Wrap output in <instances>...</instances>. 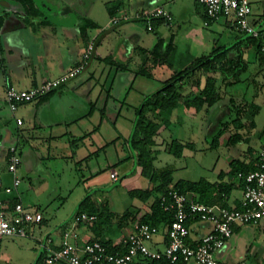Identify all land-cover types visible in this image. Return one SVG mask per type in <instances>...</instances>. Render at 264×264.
Listing matches in <instances>:
<instances>
[{"label": "rangeland", "instance_id": "374dc122", "mask_svg": "<svg viewBox=\"0 0 264 264\" xmlns=\"http://www.w3.org/2000/svg\"><path fill=\"white\" fill-rule=\"evenodd\" d=\"M131 1L133 0H81L78 5L81 14L90 8L88 15L99 22L96 28L90 29L93 33L105 27L113 29L115 24L111 22L110 8L113 5L124 4L130 11L134 9L133 6L128 5V2ZM165 1L160 0L158 3L162 4ZM250 3L252 19L259 23L261 30H264V0H250ZM180 4L189 6L195 12L182 16V20L178 19V22L176 21L171 28L165 27L166 34L164 36L174 33V43L173 47L171 44V49L163 43L159 46L157 54H152L151 51L143 52L139 48L134 52L135 65L138 56H140L137 63L138 69L143 67L149 75L138 73V76L134 80L132 79L127 88L121 92L120 101L121 103H131L135 105V108H139L147 95L162 88L167 79L191 65L193 60L201 57L204 52L209 54L238 40L236 44L230 46L224 58L220 57L215 60V63L219 65L226 59H231V54L240 53L242 54L241 63H245V68L242 67L240 71L233 69L232 72L219 74L218 91L221 99L202 111H195L193 106L181 103L176 107L177 112L170 116L171 119L166 123L158 112H148L149 117L160 123V129L154 136V144L148 147L151 154L155 156V168L170 170V184L178 179L189 181L205 179L223 184L233 183L237 185L233 191L241 197V200L243 188L238 172L242 165H252L253 159H256L264 142V68L259 65L256 58L255 47L251 44V36L246 37L244 32L235 29L232 25H220L224 23L212 22L210 25H205L204 21L208 17L204 13V6L197 0L171 1L173 8ZM131 22L137 24L139 22L145 35L142 40L143 44L140 43L152 48L156 38L155 31L148 30L144 20ZM34 33L37 34V32ZM102 64L109 67L108 64ZM240 66L242 65L240 64ZM235 70L237 74L234 75ZM202 73V69L198 68L182 78L180 82L186 83L190 87L196 85L198 88L196 87L194 90H198L197 81L201 80ZM225 75L230 79L229 81L225 80L223 77ZM108 76L106 88L113 76V71L108 73L105 70L100 80L102 83ZM120 84L115 82V92ZM93 85L98 89L97 87L101 84L94 79ZM252 103L258 104V109L255 112V108L253 109L251 106ZM136 115L135 112L131 119L125 120L124 115L121 114L114 124H110L111 128L113 129L115 126L120 131L128 129L123 132L126 133V139H129ZM98 116L96 111L93 112V116L85 121L86 124L89 122L91 125H96L99 122ZM251 120L254 121V124ZM173 139L186 144L181 156H175L169 151ZM113 142L117 143L115 140ZM77 143L80 144L81 141ZM19 146L21 147V144ZM35 147L43 151L46 159L44 161L41 153L36 152V149L30 152L34 156L32 168L35 171L33 174L35 176L32 183L27 177L22 179L20 188H23V198L28 206L37 208L43 214L44 219L41 223H31L28 226V236L14 235L0 239V264H34L44 239L54 237L53 233L57 235L59 233L57 229L63 228L70 234L72 232L70 240L77 242L72 227L92 224L88 221L74 222L73 220L79 203L87 194L90 196L82 204L79 212L88 211L96 205L94 200L97 202L113 200L112 209L116 212L114 217H111V222L103 224V221L100 220L97 223L100 226L103 225V231H107L111 235H115L116 231H119L118 223L124 221L119 216L127 209L132 210L139 205L135 220H138L142 214L149 210L155 195L152 194L148 199L143 200L138 195L130 194L128 188L132 184H129V179L117 182L118 180L109 176L108 168L101 170L97 173L98 175H94L101 176L104 184L90 186L94 176L88 175L86 169L79 162H75L74 158L67 157L72 153L70 152L72 149L76 151L75 157L77 158L80 153L82 155L85 147L74 144L64 153L51 154L54 158H51L53 156L49 157L46 148L42 149L43 144ZM100 153L102 156L103 151L101 150ZM57 157L58 159H56ZM134 163L133 156L126 161L118 162L115 165L118 178L132 169ZM19 173H22V168ZM140 180L146 181L148 178L142 175ZM148 184L149 180L147 186ZM64 221L67 222L63 223ZM207 225L210 224L207 223ZM122 231L125 232V228ZM262 243H264V220H261L255 228L246 226L238 233L237 245L239 250L244 253L250 245L259 246Z\"/></svg>", "mask_w": 264, "mask_h": 264}, {"label": "crops", "instance_id": "0c3cea01", "mask_svg": "<svg viewBox=\"0 0 264 264\" xmlns=\"http://www.w3.org/2000/svg\"><path fill=\"white\" fill-rule=\"evenodd\" d=\"M159 1L133 0L128 2V5L133 6L135 10L132 9L130 11L126 5L117 4L114 5L115 7L113 6L114 10L111 13L113 16L121 13L133 14L134 12L157 6L168 8L172 14L171 21L165 22L161 18H156L152 20L153 27L151 29L147 28L148 30H154L156 34V38L153 41L155 43L150 48L147 45H142V40H144L145 36L142 28L139 22L138 24L131 22L136 21V19L122 21L118 25L115 24L116 26L113 25V29L105 27L92 33L90 29L96 28L99 22L88 15L90 14V8L81 14L78 5L81 0H33V10L35 12L32 13L26 11L19 0H0V90L7 84L28 88L45 79L61 75L80 59L82 51L87 44L92 39L94 40V51L86 68L79 75L61 84L51 92L30 102L20 104L14 111L10 110L2 94H0V159L4 160L5 151L10 144L17 145L22 159L17 170L21 179L27 177L30 183L33 182L32 180L35 176L33 175L35 171L32 168L34 156L30 152L36 149V152L39 151L45 161L46 157L43 155V151L35 147L41 144L44 145L42 149H47L49 157L53 156L51 154L54 153H64L66 149L69 150L74 144L85 147L82 155L80 153L77 158L75 157L76 151L72 149L70 151L72 153L68 154L67 157L74 158L75 162H79L90 176L98 175L97 173L106 168L109 169V172L116 171L115 165L118 162L132 158L133 151L126 140V133L123 132V130L126 131L128 129L120 131L115 126L112 129L110 124H114L121 114L124 115L126 120L131 119V116L136 112L137 107L135 108V105L126 102L121 103L120 101L121 92L127 88L132 79L134 80L138 76L137 63L140 56H138L135 65L134 52L138 48L143 52L151 51L157 42H160V45L163 43L167 44L169 47L172 44L173 47L174 33L164 36L166 34L165 27L171 28L178 19L182 20V16L195 12L184 4L173 8V5H171L172 0H166L162 4L158 3ZM83 17H89L97 22V26L87 29L88 36L85 37L81 36L79 28ZM251 20L261 30L259 23L252 17ZM212 22L224 23L220 25H232L239 30L233 24L231 18L228 17H219L216 20H211L208 25ZM261 31V40L264 47V30ZM34 32H37V34L35 35ZM235 42H238V40L231 45ZM231 45H229V48ZM205 55L208 54L204 52L202 56ZM238 55V53L231 54L232 57L230 58L234 59ZM102 63L108 64L109 67ZM225 63L226 65L227 63L229 64L226 61ZM105 70L108 73L113 71V76L110 78L107 88L106 82L109 80V76L106 77V81L100 83ZM220 73L222 72L203 71L201 74L202 78L200 77L201 80H198V90H194L197 87L196 85L190 87V85L183 84L180 81H177V84H179V89L183 94L198 95L207 74L215 78L218 89V76ZM223 77L226 81L230 80L225 76ZM94 79L101 84L97 87L98 89L93 85ZM116 81L121 84L115 92L114 84ZM183 102V99L179 100L178 105ZM203 109L205 110L206 106L199 111ZM95 111L99 115V122L96 125H91L89 122L86 124L85 121H88ZM154 111L163 116V113L157 109H151L148 112ZM176 112L177 109L174 108L168 114L167 119L170 120L171 118L169 117ZM18 117L22 119L20 124L17 122ZM113 140L117 141V143L113 142ZM76 141H81V143L79 144ZM19 144H21V147ZM101 150L103 151L102 156ZM51 158H54V156ZM254 161L255 158L253 159ZM21 168L22 173H19ZM141 176V168L137 165L134 173L124 176L120 181L129 179V184L132 185L128 190L146 187L148 180H140ZM11 180L12 174L5 170L4 183L10 184ZM103 184L104 180L101 176H94L90 182L92 187L102 186ZM236 186V184H233V189L227 194H223L221 202L225 203V205L239 206L241 197L233 191ZM22 190L23 188L19 186L18 190L12 194L2 193V196L16 197L26 203ZM212 196L220 197L216 193H212ZM94 204L99 207L101 204H106L108 212H116L112 209V199H108L106 202L94 200ZM138 209L139 205L135 209H127V211L133 216L138 213ZM134 222L131 219L119 221V231L117 230L115 235H111L107 231L104 232L103 225L97 224L99 222L96 224L88 223L87 226L82 227L73 226L72 231H75L74 238L77 240L76 243L100 238L102 240L110 239L112 245H117L131 229ZM102 223L107 224L110 222L103 220ZM207 223L195 222L191 224V243H195L201 235L211 229V225H207ZM259 223L260 221L256 224H237L234 227L233 235L226 240L221 248L214 252L217 260L222 264H230L241 260H244L246 264H264V243L259 246L250 245L245 253L239 250L237 245L240 230L246 226L255 228ZM124 228L125 232L122 231ZM57 231L59 232L57 235L53 233L54 237L49 238L51 239L49 244L54 247L60 243L62 233L65 230L62 228L57 229ZM165 237L166 225L160 226V233L150 243L152 248H162ZM187 264L195 263L190 261Z\"/></svg>", "mask_w": 264, "mask_h": 264}, {"label": "built area", "instance_id": "2783aa9c", "mask_svg": "<svg viewBox=\"0 0 264 264\" xmlns=\"http://www.w3.org/2000/svg\"><path fill=\"white\" fill-rule=\"evenodd\" d=\"M204 6L207 19L219 17L231 18L233 24L245 34L261 37L262 31L252 22L250 0H197ZM161 18L165 22L172 20L168 8L157 6L137 11L133 14L113 15L111 22L118 24L131 19L144 20L151 29L152 20ZM94 51L92 39L82 51L80 59L67 71L53 78H48L28 88L7 84L0 94L14 111L25 102H30L51 92L61 84L79 75L87 66ZM20 124L22 119L17 118ZM22 159L15 144H10L5 151L4 160L0 159V239L5 236H28L31 223H41L43 214L37 208H31L16 197H3L2 193L12 194L18 190L21 177L17 170ZM12 174L10 184L4 183V171ZM116 180L117 171L110 172ZM242 180L243 197L239 206L219 203H206L193 198L176 187L169 186L160 195L162 208L172 215L166 224V237L162 248H152V242L160 233V226L147 222L135 221L131 229L117 244L120 250H110L101 239H89L81 243L70 240V232L62 233L60 243L51 246V239H44L41 264H222L214 255L234 233L237 224H256L264 220V142L254 161V168L248 172L239 171ZM97 214L81 211L73 216L74 222L94 221ZM208 222L211 229L201 235L195 243L190 242L191 224ZM165 261V263H164ZM230 264H246L244 260Z\"/></svg>", "mask_w": 264, "mask_h": 264}, {"label": "trees", "instance_id": "16d2710c", "mask_svg": "<svg viewBox=\"0 0 264 264\" xmlns=\"http://www.w3.org/2000/svg\"><path fill=\"white\" fill-rule=\"evenodd\" d=\"M25 7L26 11L35 12L33 10V0H19ZM114 6V5H113ZM110 8V12L112 13L114 10ZM97 26V22L92 20L89 17H83L80 22V32L81 36H88L87 29L89 27ZM246 37H250L251 35L245 34ZM252 37L251 44L255 47L256 58L259 62V65L264 68V47L261 37ZM235 42L234 44H236ZM233 44V45H234ZM160 46V42H157L154 48L151 50L152 54L158 53ZM229 49V46H223L221 49H217L212 51L208 55L197 57L193 60L192 64L179 70L172 77L165 81V84L162 88L158 89L156 92L149 94L144 99L142 105L136 109V119L133 126V131L129 139H126L130 148L133 151V157L135 160V165L132 169L126 172V175L132 174L136 170V166H140L141 174L146 176L149 180V184L146 187L130 189L129 193L132 195H138L141 199L146 200L152 194L155 195L153 201L149 206V210L142 214L138 220H135V215L131 216L129 211L123 212L119 217L120 219H131V221H139V222H147L150 224H155L159 226H164L171 221L172 215L169 211H166L162 208L160 204V195L163 194L169 186L176 187L182 192H190L189 195L193 198H196L199 201L206 203H220L225 205V203L221 202L223 194H227L232 188L233 183L223 184L222 182H210L205 179H201L199 181H189L184 179H178L173 184H170V170L167 168L164 169H156L154 166V158L155 156L151 154L149 150V145L154 144V136L160 127V123L151 117L148 116V111L151 109L160 110L163 113L162 119L166 123L168 122L167 115L177 107L179 100L183 99V103L187 106L194 107L196 111H199L202 107H211L216 102H218L221 98L220 93L218 92L217 85L215 82V78L207 74L205 77V81L203 86L200 88V92L198 95H189L183 94L179 89V84L177 81H181L182 78L193 73L196 69L201 68L204 72H216L220 71L224 74L226 72H232L233 69H238L239 71L242 67L245 68V63H241L242 54L239 53L237 58L226 59V62H229L226 65L225 62L217 65L215 60L217 58L225 56L226 51ZM156 53V54H157ZM109 60V59H108ZM111 61V60H110ZM240 64L242 66H240ZM118 65V64H117ZM240 66V67H238ZM138 73H142L145 75H149L144 71L143 67L138 70ZM237 74L236 70L234 71V75ZM239 74V73H238ZM226 78L227 75H225ZM198 82V81H197ZM251 106L254 109V112L258 109V104L252 103ZM253 112V113H254ZM252 124L254 121L251 120ZM222 133V131H220ZM220 135V134H219ZM188 144V143H187ZM186 144L178 141L177 139H173L171 141L169 151L175 156H181L183 148ZM254 168V162L252 165H242L241 170L243 172H248ZM242 183V180H241ZM243 185V184H242ZM195 193V194H194ZM212 193L219 194L220 197L212 196ZM90 194H87L79 203L78 209L75 213L79 212L82 204L88 199ZM88 213L97 214V219L91 221L92 224H96L100 220H104L106 222H111V217H114L115 213L108 212L106 204H101V206H92L88 211ZM131 217V218H130ZM67 222V221H66ZM65 222V223H66ZM100 239V238H94ZM102 240V239H101ZM110 250H117L120 247L117 245H112L111 240H102ZM121 249V248H120ZM119 249V250H120ZM121 251V250H120ZM43 255V250L38 256L36 262L34 264H41ZM165 263V261H164Z\"/></svg>", "mask_w": 264, "mask_h": 264}, {"label": "water", "instance_id": "95a60500", "mask_svg": "<svg viewBox=\"0 0 264 264\" xmlns=\"http://www.w3.org/2000/svg\"><path fill=\"white\" fill-rule=\"evenodd\" d=\"M123 177H124V176H122L121 178H119L117 182H120V180H121ZM42 250H43V245H41V248H40V251H39V253H38V255H37V258H38V256L40 255V253H41ZM37 258H36V260H37ZM36 260H35V262H36Z\"/></svg>", "mask_w": 264, "mask_h": 264}]
</instances>
